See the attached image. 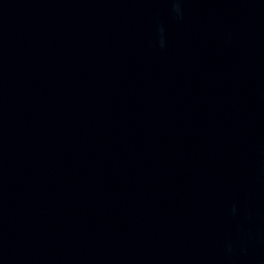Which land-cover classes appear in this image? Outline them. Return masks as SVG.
I'll list each match as a JSON object with an SVG mask.
<instances>
[{
	"label": "water",
	"instance_id": "95a60500",
	"mask_svg": "<svg viewBox=\"0 0 264 264\" xmlns=\"http://www.w3.org/2000/svg\"><path fill=\"white\" fill-rule=\"evenodd\" d=\"M0 264H255L221 0H0Z\"/></svg>",
	"mask_w": 264,
	"mask_h": 264
}]
</instances>
